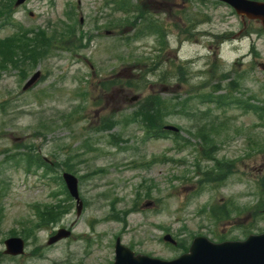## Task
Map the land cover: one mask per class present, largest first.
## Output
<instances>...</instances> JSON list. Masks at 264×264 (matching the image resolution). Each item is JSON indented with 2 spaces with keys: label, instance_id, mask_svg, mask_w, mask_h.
Returning <instances> with one entry per match:
<instances>
[{
  "label": "rangeland",
  "instance_id": "obj_1",
  "mask_svg": "<svg viewBox=\"0 0 264 264\" xmlns=\"http://www.w3.org/2000/svg\"><path fill=\"white\" fill-rule=\"evenodd\" d=\"M115 1L0 14V253L8 237L26 244L0 264H111L115 238L170 260L195 236L264 231V28L215 0H136L158 28L128 29ZM164 125L177 135L156 136ZM62 172L77 178L78 215ZM62 227L71 236L47 246Z\"/></svg>",
  "mask_w": 264,
  "mask_h": 264
},
{
  "label": "water",
  "instance_id": "obj_2",
  "mask_svg": "<svg viewBox=\"0 0 264 264\" xmlns=\"http://www.w3.org/2000/svg\"><path fill=\"white\" fill-rule=\"evenodd\" d=\"M228 4L234 11L248 19H255L261 22L264 27V2L251 0H219ZM24 0H16L15 6L22 4ZM40 73L35 72L26 81L22 90L30 88L39 78ZM136 97L131 98L135 101ZM164 130L177 132L171 126H165ZM62 179L68 193L77 203L76 209L79 214L81 203L78 199L77 180L68 173H63ZM69 232L61 229L49 238L47 244H53L60 239L66 238ZM163 240L174 244L170 236L166 235ZM4 254L18 256L23 252V241L16 237H11L4 241ZM113 264H264V234L260 236H250L244 242H228L222 244H211L203 238L193 240L187 254L171 261L149 258L142 255H134L126 247L120 244L119 239L115 240L114 262Z\"/></svg>",
  "mask_w": 264,
  "mask_h": 264
},
{
  "label": "flooded vegetation",
  "instance_id": "obj_3",
  "mask_svg": "<svg viewBox=\"0 0 264 264\" xmlns=\"http://www.w3.org/2000/svg\"><path fill=\"white\" fill-rule=\"evenodd\" d=\"M119 1L120 0H116L115 1V4H116V11H117V14H121V11H120V9H119V6H120V4H119ZM135 2L136 3H139V1H136L135 0ZM146 4H147V6H148V0H146V2H145ZM24 6H25V4H24ZM21 7V6H20ZM19 7V8H20ZM16 10L17 9H15L14 11L16 12ZM130 26L131 27H133V26H135V27H137V26H140V25H143V26H145V25H147L148 24V18H146V20H141V17L139 16V17H137V20L136 21H131L130 23ZM262 212L264 213V209L262 210ZM228 210H227V208L225 207V206H223V205H221V206H218L217 208H216V211L213 213V218L214 219H218V224L219 225H223L225 222H228ZM221 221V222H220ZM226 225L227 224H225V227H226ZM222 234H223V236L225 237L227 234L226 233H224V232H222ZM222 234H218V235H216V236H214L213 235V237H209V238H212V239H214V240H220V238L222 237ZM242 237H243V234L241 235ZM224 240V239H223ZM223 240H221V241H223ZM220 241V242H221Z\"/></svg>",
  "mask_w": 264,
  "mask_h": 264
},
{
  "label": "trees",
  "instance_id": "obj_4",
  "mask_svg": "<svg viewBox=\"0 0 264 264\" xmlns=\"http://www.w3.org/2000/svg\"><path fill=\"white\" fill-rule=\"evenodd\" d=\"M20 41H23V40H20ZM13 46H15L16 45V47H17V50H18V48L20 49V51H22L23 50V48L25 47V44H22V42H21V44H12ZM147 77V76H146ZM143 79H146L145 77L143 78ZM141 84L144 86L145 85V83H143V82H141ZM143 109V108H142ZM154 117V116H153ZM161 128V127H160ZM158 126H156V127H154V129H156V130H158V131H155V133H157V132H160V129ZM148 129H150L149 127H148ZM149 131V130H148ZM27 155V154H26ZM26 155H24V156H26ZM25 160H27V161H30V160H34V161H36V162H38L40 165H43V160L41 159V158H39L38 156H30V155H27L26 156V158H25Z\"/></svg>",
  "mask_w": 264,
  "mask_h": 264
}]
</instances>
